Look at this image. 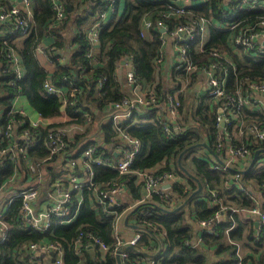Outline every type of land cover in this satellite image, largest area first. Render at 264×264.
Returning <instances> with one entry per match:
<instances>
[{"label":"built area","instance_id":"built-area-1","mask_svg":"<svg viewBox=\"0 0 264 264\" xmlns=\"http://www.w3.org/2000/svg\"><path fill=\"white\" fill-rule=\"evenodd\" d=\"M83 1L93 11V19L89 25L78 30L74 37L83 35L88 44L85 57L96 62L94 58L96 56L92 50L99 48L98 33L113 16H120L119 6L123 0ZM194 2L195 0H169L161 6L164 9L159 11V19L153 21L145 17L141 22L140 36L142 38L150 40L152 30L159 32L157 38L160 48L153 62L155 70L164 62L167 48L170 47L173 65L168 76L171 77L172 82L167 91L160 94L154 89V85L141 84L134 73L132 55H124L116 64L114 77L119 84V77L123 74L129 90L123 93L119 84V100L107 102L104 106V121L110 125L113 132L110 149L107 152H100L98 150L100 146L92 143L77 156H74L73 152L69 153L63 158L64 166L60 168L57 178L46 179L45 176L43 177V162L60 153L74 135L83 134L93 122V115L89 111L80 110L75 104L80 92L75 80L67 79L65 76L62 78L66 81L65 85L57 86L52 82L50 75L54 72L55 66L64 63V57L63 54L54 53L53 43H44L42 39L38 40L34 48V55L38 57L41 67L45 70L41 91L46 96L59 99L61 114L55 119H45L29 106L20 86V82L26 75L25 67L20 52L10 46V42L11 39L28 37L34 30V0H0V75L5 77L0 84L15 92V96L11 99L12 105L6 112L5 121L2 118L5 113L0 110V139L4 141V145L0 148V158L2 161H7L4 166L11 162L14 168L7 182L0 184V192L8 186L9 182H12L7 192L9 199L5 208L7 209L12 201L20 200L19 213L25 229L34 228L45 231L51 225L52 218L59 220L60 223H69L70 219L64 218L70 212L72 191L77 190L80 193L83 190H95L96 208L105 216L114 217L112 231L115 235V244L111 250L112 255L118 254L120 263L126 264L128 252L124 250L125 247H131L137 253H146L145 248L137 246L139 234L136 233L127 240L120 236L119 223L126 213L133 210L139 203H154L151 199L153 194L158 197V207L166 210L173 208L175 189L179 186L181 178L176 174L172 161L163 160L154 167L144 170L132 169L135 156L141 148V141L132 136L128 128L134 124L146 123L149 114L155 110L160 112L155 117V121L163 135L168 140L177 139L179 135L187 131V126L183 123V95L185 96L186 91L192 89L191 75L202 73L205 77L204 89L194 100L199 103L203 97L211 105L214 109L215 124L219 127L214 137L213 151L221 162L214 161L210 167L212 170L226 171L227 175L222 179L224 189L232 191L231 195L241 196L250 203V206L244 207L240 202L229 207L222 203L211 217L198 220L196 223L201 232L217 236L219 233L216 225L219 221L226 217L232 220L235 215L242 216L247 213L257 222L253 238L258 239L261 236L264 231V182L256 184L254 188L243 186L240 183V170L246 167L252 158V145H264V120L251 119L246 122L242 114L243 110H248L264 116V80L253 82L252 79L245 78L243 82H236L233 88L227 85L229 66L233 67V64L228 61L223 51L214 47H205L207 43L202 42V37L207 32L212 18L192 15L189 8L197 5ZM81 4L83 3H79ZM67 6L66 1L49 0V7L53 14L43 37L53 36L52 32L65 24L69 18ZM257 10H263V15L257 20H242L243 13ZM88 12L91 11L88 10ZM166 19L174 21L182 19V21L170 29L165 22ZM219 19L223 20L224 27L233 34V46L240 47L244 53L251 56L264 57V44H261L264 41V2L238 0L227 10L221 9ZM192 46L194 53L204 52L212 59L203 64L193 63L190 53ZM82 73L83 70L79 77H82ZM181 73L185 75L184 78L179 76ZM104 80L105 77H101L96 82L95 89H101ZM68 100L73 106L69 111L67 110ZM135 112L138 117H132ZM80 117H83V123L78 121ZM221 124H223L222 127ZM38 129H46L45 135ZM39 146L45 148L48 153L47 158L30 160L28 150ZM20 160L23 161L25 183L23 186H18L20 188H13L19 175L17 167L18 164L20 165ZM93 166L106 167L115 171L119 178L128 174L135 175L136 182L142 183L143 186L141 200L136 203L124 201L127 178L113 181L106 189L99 190L97 187L100 186L96 184L97 181L93 177ZM261 172H264V154L257 157L254 167V173ZM205 193L211 202L215 204L219 202L220 192L216 189L206 187ZM6 209L4 213H0V243L7 237L8 226L4 221ZM147 225L152 231L162 236L158 228L151 223ZM232 228L230 226L226 232ZM81 237L82 235L74 243L78 253L85 245L94 247L100 256L109 251V247L92 234H86L85 245L81 242ZM199 240L200 238L193 244L190 242L186 244L196 246ZM59 250V246L51 243L29 244L25 251L26 262L39 264L40 255ZM235 255L237 264H241L238 250ZM55 264H62V261L56 259ZM147 264L155 263L151 260Z\"/></svg>","mask_w":264,"mask_h":264},{"label":"trees","instance_id":"trees-1","mask_svg":"<svg viewBox=\"0 0 264 264\" xmlns=\"http://www.w3.org/2000/svg\"><path fill=\"white\" fill-rule=\"evenodd\" d=\"M68 6L73 10L69 0ZM169 0H158L156 2L144 0H125L122 3V10L119 17H113L111 21L105 25L98 33L99 51L96 54V62L85 57L88 44L83 37H75L74 41L78 44L75 52L69 56L63 55L64 63L55 66L54 72L50 75L52 82L57 86L66 84L62 78L75 80L79 89L78 101L75 104L82 111H89L93 115V122L86 128L83 134H76L68 140L66 147L60 153L46 159L47 151L43 147H36L28 150L30 160H43V171L46 178L54 179L59 172L55 169L57 163L60 167L64 166L63 158L72 153L77 156L89 144H98L99 151L107 152L108 149L103 145H110V139L113 135L110 125L104 121V106L107 102H115L119 100V85L114 77L116 64L126 54L133 57L134 73L138 81L146 86L154 85V89L158 93H165L170 87L172 79L166 76L163 70L155 72L153 62L160 48L158 41L159 32L152 30V38L145 39L140 36L141 22L145 17L155 21L159 19V11ZM221 0H206L196 6L189 8V11L195 16L215 17L219 18L220 10L217 4ZM70 3V4H69ZM34 30L28 37L12 40L10 46L17 49L22 58L26 75L20 82L23 95L26 97L29 106L39 113L45 119H52L61 114V102L53 96H46L42 93L41 84L45 77V70L41 67L38 57L34 55V48L38 40H41L47 30L48 21L52 17V11L49 7V0H34ZM91 7V6H90ZM157 7V8H156ZM70 12V11H69ZM68 12V14H69ZM88 12L81 10L75 17L77 24H85L89 17ZM157 14V15H156ZM70 15V14H69ZM263 15V10H257L245 13L242 20H257ZM182 19L174 21L166 19L168 27L171 29ZM65 26L54 30V36L57 42L53 47L62 48V36ZM209 41L205 45L206 48H217L226 54V58L233 64L229 66L227 77V85L234 87L238 81H245V78L255 81L264 80V57H250L244 54L240 47L231 46L228 43V31L211 28L209 31ZM191 58L193 63L203 64L212 58L207 53H194L191 47ZM54 58V57H53ZM83 70L82 77H79ZM184 78L185 75H179ZM194 78V75H191ZM101 77H105L101 89H95V84ZM5 77L0 75V82ZM171 79V80H170ZM15 96L13 89L0 84V110L5 121L6 112L11 107V99ZM195 93L188 92L182 100L183 123L187 126V131L177 137L175 140H168L162 133L161 128L155 121V117L160 114L153 111L147 117L148 121L144 124H134L128 128L130 134L137 137L141 141L140 151L135 156L132 169L144 170L154 167L159 162L165 160L172 161L176 174L181 178L179 186L176 187L175 205L173 208L166 210L158 207V197L151 195L154 203H139L131 210L134 219L135 234L140 235L137 246L146 249V253H137L131 247H125L128 252L126 264H143L153 260L155 264H237L235 255V247L229 246L225 242L224 229L229 226L228 222H218L216 227L218 235L213 236L200 232L199 247L187 245V242L193 244L195 222L202 219H208L212 213L219 207V204H239L236 197L226 199L230 193L219 189L220 181L227 175L226 171L212 170L210 165L214 163L213 158L209 155L207 149L201 146L205 143L208 148L214 149V137L219 131V127L215 124L214 109L202 97L197 103L194 99ZM73 106L70 100L67 103L69 111ZM144 112V111H143ZM146 112V111H145ZM144 112V113H145ZM142 113V111H141ZM148 113V112H146ZM242 114L246 122L251 119L261 121L264 117L260 114L250 113L243 110ZM137 116L133 113L132 117ZM138 117V116H137ZM83 123V117L78 119ZM45 135L46 129H38ZM4 145L3 139H0V148ZM262 146V147H261ZM263 145H252L251 155L255 150L263 148ZM180 161L178 158L182 153ZM0 158V184L7 182L13 174L14 168L11 162L7 166ZM19 175L13 184V188L24 185L23 161L18 164ZM56 171V172H55ZM93 177L99 184V190L106 189L111 182L117 180L128 179L126 191L123 199L126 203H136L143 196L142 183H137L135 175L128 174L119 178L115 171L106 167L93 166ZM197 181H199L205 192L206 187L216 189L221 192L219 202L217 204L209 199L205 200L203 191L194 193L197 189ZM255 181V182H254ZM240 182L245 185L261 184L264 182V172L254 174L253 169L245 174L240 175ZM108 183V185H106ZM12 182L7 187H11ZM6 187V188H7ZM95 190H83L80 193L73 190L71 194V204L69 205V214L64 219H70L69 223H60L59 220L52 218L51 225L45 231H39L34 228L25 229L23 219L19 213L21 206L20 200L16 199L10 203L6 209L4 221L8 228L6 231V239L0 243V264H27L26 247L29 244L51 243L59 246L61 257L56 258L62 261V264H117L111 250L115 244V235L112 231L114 217L105 216L101 212L95 210L93 198ZM204 198V199H203ZM187 200V204L173 212L183 201ZM231 200L232 203L227 202ZM215 205H213V204ZM244 207H249L250 203L242 201ZM230 207V206H229ZM130 211V212H131ZM150 213V215H145ZM127 214V213H126ZM144 220V222L142 221ZM56 221V222H55ZM151 223L159 229L162 236L151 230L147 225ZM252 231V228H251ZM243 225L237 220V227L230 232V237L236 241L242 239ZM86 234H92L100 239L109 247V251L103 256L99 253L92 252L87 243ZM81 237L83 245L80 252L75 248V241ZM253 233L247 235L246 240L250 241ZM263 238V235L262 237ZM262 239L257 242L261 245ZM244 247V246H243ZM92 248V247H91ZM250 247H246L248 250ZM96 251V250H95ZM218 253H227V261L208 262L211 255ZM147 254V256H145ZM155 254V255H154ZM160 255V256H159ZM57 254L53 255L55 258ZM258 259L254 260L249 255H245L241 259V264H264V251L257 253ZM41 257V255H40ZM160 257V259H159ZM54 259V260H56ZM144 260V261H143Z\"/></svg>","mask_w":264,"mask_h":264},{"label":"crops","instance_id":"crops-1","mask_svg":"<svg viewBox=\"0 0 264 264\" xmlns=\"http://www.w3.org/2000/svg\"><path fill=\"white\" fill-rule=\"evenodd\" d=\"M70 1V5H72L73 6V10L71 11V10H68V8L69 9H71V7H69V6H67V13L69 12V18L67 19V21L65 22V24L64 25H62V26H60V27H63V26H65V28H64V30H63V36H62V41H63V47L62 48H55V51H54V53L55 54H63V55H66V56H69L70 54H72L73 52H75L76 51V49L78 48V44L74 41V39H75V37H74V35L78 32V30H80V29H82L83 28V26H87V25H89L90 23H91V21H92V19H93V11L88 7V4L87 3H84V1L83 0H69ZM206 0H195V2L194 3H197V5L198 4H200V3H204ZM236 1H238V0H221L220 1V3H218L217 4V9H219V10H221V9H224V10H227L233 3H235ZM260 2H264V0H260ZM67 3V5H68V2H66ZM79 3H83V4H81V5H79ZM122 3H125V0H123V2ZM81 10L82 11H84V12H88V10L89 11H91L90 13L88 12L86 15H87V17H89L88 18V20L86 21V23L85 24H83L82 25V23H80V24H77V22H76V19H75V17H76V15L78 14V13H81ZM245 13H247V12H245ZM245 13H243V15L245 14ZM242 15V16H243ZM114 17V16H113ZM209 18H212V20H211V24L207 27V35H205V36H203L202 37V42L205 44V43H208V41H209V38H210V35H209V31H210V29L213 27V28H216V29H219V30H224V31H228L224 26H225V24H224V22H223V20L222 19H219V18H215V17H209ZM66 26H69V27H67V29H68V31L67 32H65V29H66ZM59 27V28H60ZM70 32V33H69ZM229 32V35H228V43H230V45L231 46H233V43H232V37H233V34L230 32V31H228ZM205 34V33H204ZM42 41L44 42V43H56L57 42V39H56V37L54 36V34H53V36H50V37H43L42 38ZM261 44H264V41H262V43ZM93 53H94V56H96V54H98V51H99V48H93ZM244 54H246V55H248V56H250V57H254V55L253 56H251V55H249V54H247V53H244ZM40 63V62H39ZM172 53H171V51H170V47H168L167 48V53H166V56H165V59H164V62L158 67V69L157 70H155V72L156 71H158V70H163V73L168 77V74H169V72L171 71V69H172ZM194 75V78H191V81H192V89H190V90H192L191 92H193V93H195V95L196 96H194V98H196V97H198L199 95H200V93L203 91V89H204V84H205V77H204V75H202V73H199V74H193ZM192 77V76H191ZM119 84H120V87H121V91L123 92V93H126V92H128V90H129V86H128V84L126 83V81H125V78H124V76H123V74H121L120 75V77H119ZM118 84V85H119ZM198 85V87H196ZM194 87V88H193ZM195 88H196V90H195ZM189 90V91H190ZM189 91H186V93H188ZM186 95V94H185ZM183 98H184V95H183ZM183 98H182V100H183ZM194 100V99H193ZM210 105V104H209ZM211 106V105H210ZM248 111V110H247ZM105 112V111H104ZM103 112V116H104V118H105V113ZM250 113H252V111H249ZM258 114V113H257ZM263 116V115H262ZM264 117V116H263ZM55 118H57V117H55ZM54 118V119H55ZM141 118H143V117H141ZM53 119V118H52ZM264 120V119H263ZM262 120V121H263ZM221 126V125H220ZM223 126V125H222ZM221 126V127H222ZM264 146V145H263ZM262 147V146H261ZM256 151V150H255ZM257 151H259L258 152V158L259 157H261L263 154H264V147L263 148H261V149H259V150H257ZM209 155L211 156V154L209 153ZM217 155V154H216ZM253 156V155H252ZM212 157V156H211ZM213 158V157H212ZM252 159V158H251ZM213 160L214 161H216L215 160V158H213ZM57 163V166L55 167V169L59 172V170H60V165L58 164V162H56ZM250 163V162H249ZM249 163H248V165H249ZM255 164H256V162L254 163V165L252 166V168L249 170V171H252V169H253V172H254V167H255ZM247 165V166H248ZM247 166L246 167H244L242 170H240V175L241 174H245V173H247V172H244V170L247 168ZM248 171V172H249ZM56 172V171H55ZM60 174V173H59ZM58 174V175H59ZM254 174H258V173H254ZM43 177H44V171H43ZM50 178V177H49ZM57 178V177H56ZM47 179V178H46ZM55 179V178H54ZM30 180V177L28 178V181ZM199 182V181H198ZM255 182V181H254ZM243 186L245 185L243 182H240ZM201 184V183H200ZM223 183H222V181H220V186H219V189H222L221 190V192L222 191H227V190H225L224 189V187H223V185H222ZM247 185H245V186H248V187H251V188H254V186L255 185H250L249 183H246ZM197 188H198V186H197ZM204 188H203V186H202V184H201V190L200 191H203L204 192V190H203ZM199 191V192H200ZM199 192H197V189H196V191H194V193H199ZM221 192H220V194H221ZM228 192H230L226 197V199H230V198H232V197H236V199H237V202H241L242 203V201H246L245 199H243V198H241V196H239V195H231L232 194V191H228ZM253 192H255V193H259L258 191H253ZM204 195H205V200L207 201V194L204 192ZM95 196V195H94ZM204 199V198H203ZM227 202H229V203H232L231 202V200H228ZM187 204V200H185V201H183L177 208H175V209H177V210H175V212H178V210L179 209H181V208H183L185 205ZM238 204V203H237ZM93 205H94V207H96V205H95V201H94V198H93ZM225 205H228V206H233V205H235V203L234 204H232V205H229V204H225ZM95 210H97V211H99L98 210V208H95ZM100 212V211H99ZM132 214H133V212L131 211V212H128L123 218H122V220L120 221V223H119V233H120V236L122 237V238H124V239H130L134 234H135V228H136V226L134 225V219H133V216H132ZM212 215H213V213H212ZM211 215V216H212ZM210 216V217H211ZM237 220L243 225V233H242V239L240 240V241H236V240H234V239H232L231 237H230V232L231 231H233V230H235L236 229V227H237ZM220 223H222V222H228L229 223V226H227L225 229H224V235H225V242H226V244L227 245H229V246H234L235 247V249L236 250H238V252H239V255H240V258L242 259L245 255H249V256H251L252 258L254 257V256H256L255 257V259L254 260H257L258 259V256H257V253L258 254H260L261 252H263L264 251V231L261 233V236L258 238V239H255V240H252L251 238V240L250 241H247L246 240V237H247V235H249L250 234V232H252L253 233V231H255L256 230V227H257V222H255L254 220H252L251 218H250V215L249 214H247V213H244V214H242V216H234V218L232 219V220H230L228 217H226L225 219H222L221 221H219ZM230 226H232L233 228L230 230V231H227L226 232V230L230 227ZM251 228H252V231H251ZM199 231H201L200 230V227L197 225V223L195 222V227H194V238H191V240L192 239H196V241L198 240V238H200V232ZM262 235H263V238H261L262 237ZM217 237V236H216ZM260 239H262V242H261V245H257V242L260 240ZM195 241V242H196ZM201 243H202V241L201 240H199L198 242H197V247H199L200 245H201ZM196 246H194V247H196ZM244 246V247H243ZM246 247H250L248 250H246ZM90 250L92 251V252H95L96 253V251H95V249H94V247H90ZM236 250H235V252H236ZM57 254V256L55 257V258H53V255L54 254ZM211 253V252H210ZM97 254V253H96ZM98 255V254H97ZM145 256H147V254L145 255ZM160 256V255H159ZM61 257V250H59L58 252H54V253H44V254H42L41 255V257H39V260H40V262H39V264H55V261L56 260H54V259H56V258H60ZM115 257V256H114ZM159 259H160V257H159ZM228 260V254L227 253H218L217 255H213L212 253H211V255L209 256V258H208V262L209 263H212V262H218V261H227ZM144 261V260H143ZM143 264H147L145 261H144V263Z\"/></svg>","mask_w":264,"mask_h":264},{"label":"water","instance_id":"water-1","mask_svg":"<svg viewBox=\"0 0 264 264\" xmlns=\"http://www.w3.org/2000/svg\"><path fill=\"white\" fill-rule=\"evenodd\" d=\"M68 10H70V9L68 8ZM222 125H223V124H221V126H222ZM201 146L205 147V148L207 149V151L211 154V156H212L213 158H215V160H216L217 162H219V163L221 162L220 159H219V157L216 155V153H215L212 149L208 148V146H207L205 143H202ZM258 152H259V151H255V152H254V154H253V156H252V159L250 160V163H249V165L247 166V168L244 170V172H248V171L252 168V166L254 165V163H255L256 160H257ZM182 154H183V152L180 153V155H179L178 163H179V161H180V158H181ZM197 186H198V188H197V192H199V191L201 190V184H200V182H198V181H197ZM175 210H177V209H175ZM175 210H173V212H175ZM115 261H116L117 264H121V263H120V259H119L118 254L115 255Z\"/></svg>","mask_w":264,"mask_h":264},{"label":"rangeland","instance_id":"rangeland-1","mask_svg":"<svg viewBox=\"0 0 264 264\" xmlns=\"http://www.w3.org/2000/svg\"><path fill=\"white\" fill-rule=\"evenodd\" d=\"M122 10V2L120 3V6H119V13L121 12ZM118 13V14H119ZM67 27L69 26H66V29H65V32L68 31ZM70 33V32H69ZM207 35V32H205L204 36ZM103 147L107 148L108 150L110 149V146L108 145H103ZM9 190V187L7 188H4L1 192H0V213H4L5 212V205L9 199L8 195H7V192ZM155 255V254H154Z\"/></svg>","mask_w":264,"mask_h":264}]
</instances>
